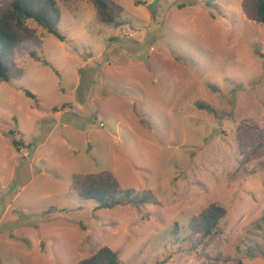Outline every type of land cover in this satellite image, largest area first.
Listing matches in <instances>:
<instances>
[{"label":"rangeland","instance_id":"rangeland-1","mask_svg":"<svg viewBox=\"0 0 264 264\" xmlns=\"http://www.w3.org/2000/svg\"><path fill=\"white\" fill-rule=\"evenodd\" d=\"M56 1L66 40L32 23L42 44L19 47L24 77L0 83V264L103 247L122 264H264V155L242 162L236 143L241 121L264 127V24L243 0H113L118 27L88 0ZM102 171L133 203L71 193ZM214 203L227 216L204 249L188 227Z\"/></svg>","mask_w":264,"mask_h":264},{"label":"trees","instance_id":"trees-1","mask_svg":"<svg viewBox=\"0 0 264 264\" xmlns=\"http://www.w3.org/2000/svg\"><path fill=\"white\" fill-rule=\"evenodd\" d=\"M93 4L97 19L100 23L118 27L124 8L113 0H88ZM241 10L247 19L258 24H264V0H243ZM60 10L56 0H10L0 13V83H11L24 77V69L16 61V50L24 44L33 43L37 46L42 41L37 36L38 27L57 37L60 41L66 40L61 34L59 25ZM34 57L37 58L36 55ZM38 59V58H37ZM30 97H35L30 92ZM200 109L210 112V106L197 103ZM236 143L242 162L250 163L264 155V127L250 121L243 120L237 128ZM18 149L20 144L13 141ZM71 193L77 194L81 200L95 201L97 209H113L120 205L131 204L129 192L123 193L117 178L111 172L93 174H75L72 178ZM125 198H124V197ZM143 196L140 204L151 203ZM227 216V210L214 203L209 205L201 214L194 217L188 227L189 242L193 245L206 248L220 234V222ZM165 262L159 263L163 264ZM78 264H122L120 256L109 247H103L93 256L80 261ZM239 264H243L240 262Z\"/></svg>","mask_w":264,"mask_h":264},{"label":"built area","instance_id":"built-area-1","mask_svg":"<svg viewBox=\"0 0 264 264\" xmlns=\"http://www.w3.org/2000/svg\"><path fill=\"white\" fill-rule=\"evenodd\" d=\"M103 126V125H102Z\"/></svg>","mask_w":264,"mask_h":264}]
</instances>
